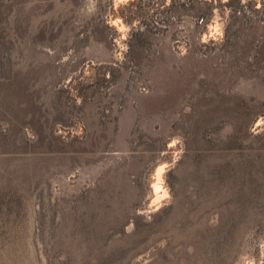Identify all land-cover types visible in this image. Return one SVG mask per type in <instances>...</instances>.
Returning <instances> with one entry per match:
<instances>
[{
  "label": "rangeland",
  "instance_id": "374dc122",
  "mask_svg": "<svg viewBox=\"0 0 264 264\" xmlns=\"http://www.w3.org/2000/svg\"><path fill=\"white\" fill-rule=\"evenodd\" d=\"M0 264H264V0H0Z\"/></svg>",
  "mask_w": 264,
  "mask_h": 264
},
{
  "label": "bare ground",
  "instance_id": "6f19581e",
  "mask_svg": "<svg viewBox=\"0 0 264 264\" xmlns=\"http://www.w3.org/2000/svg\"><path fill=\"white\" fill-rule=\"evenodd\" d=\"M161 191V187L159 184H155V191L158 192V191Z\"/></svg>",
  "mask_w": 264,
  "mask_h": 264
},
{
  "label": "clouds",
  "instance_id": "9594fccd",
  "mask_svg": "<svg viewBox=\"0 0 264 264\" xmlns=\"http://www.w3.org/2000/svg\"><path fill=\"white\" fill-rule=\"evenodd\" d=\"M121 2V0H117V3H120Z\"/></svg>",
  "mask_w": 264,
  "mask_h": 264
}]
</instances>
